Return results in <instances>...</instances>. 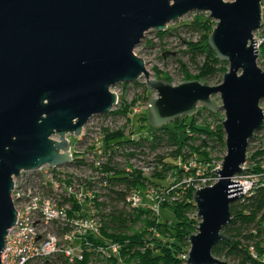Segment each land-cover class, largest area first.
Segmentation results:
<instances>
[{
  "label": "water",
  "instance_id": "water-1",
  "mask_svg": "<svg viewBox=\"0 0 264 264\" xmlns=\"http://www.w3.org/2000/svg\"><path fill=\"white\" fill-rule=\"evenodd\" d=\"M217 22L209 46L229 71L218 86L155 80L135 54L146 34L163 33L191 13ZM263 26L262 0H0V264L18 213L14 178L23 171L71 163L69 135L81 137L95 117L118 105L112 89L142 77L150 92L148 120L161 129L202 105L224 113L227 154L218 181L196 191L201 220L186 264H230L214 249L230 238L231 205L244 194L236 181L250 143L264 128V70L254 34ZM220 95L223 106L213 97ZM58 138V139H55Z\"/></svg>",
  "mask_w": 264,
  "mask_h": 264
},
{
  "label": "trees",
  "instance_id": "trees-1",
  "mask_svg": "<svg viewBox=\"0 0 264 264\" xmlns=\"http://www.w3.org/2000/svg\"><path fill=\"white\" fill-rule=\"evenodd\" d=\"M216 25L215 21L203 16H199L190 24L185 25L188 31L202 35L201 41L188 43V54L192 55L191 58L194 63H197L198 56H205L206 58L204 65L199 68V76L196 77L199 80L211 77L219 72L224 75L228 72L226 68V66H229L228 63L220 61L217 54L209 46V37ZM170 30L159 33V35L166 36ZM159 77L162 76L159 75ZM187 77L188 80L196 79L188 73ZM146 91H148L147 87ZM204 110L211 117L219 118L220 113L213 114L206 108ZM123 112L129 116L128 107ZM201 113L195 116L189 124L183 122V126H181V120H176L161 129H153L152 133L146 137L125 140L123 135L118 134L117 136L109 135V138L113 141L120 139L118 148L122 150L142 151L148 149L159 151L171 148L174 149L171 153L173 159L181 160L182 163L194 159L197 164V167L192 168L191 173L187 174L183 167L177 164H168L165 162L164 157L158 155L159 164L166 170V174L174 169L180 175L192 174L195 177L194 179L198 180L197 173L201 171L202 178H208L209 175L218 178L214 173L215 171H211L206 160L202 161L199 158H207L202 151L204 149L218 150L220 153L227 150L223 123L219 125L215 132L210 131L209 128H198L195 123ZM181 130L184 131V137L180 134ZM192 132L199 134V136L206 135L207 139L195 138V135L191 134ZM199 140V147L194 148V144L196 145ZM116 151L113 150L110 163L113 157L118 155V151ZM135 154L130 156L134 157ZM194 155L197 158H194ZM259 156L264 162V144ZM248 161L256 162V156H250ZM109 162L105 165L106 170H108ZM253 166L247 167L243 174L247 175L248 178L259 177L260 179L251 193L231 205L232 221L224 229V233L230 240L221 242L213 251L214 256L219 259L225 258L230 262H238L239 264H264V166ZM115 171V177L107 179L108 186L102 188V190L107 191L109 199L108 202L101 205L104 212L102 215L103 226L101 241L96 244L107 247L110 243H116L120 245L121 250L119 257L113 256L104 264H186V260L182 259L181 254L185 246H190L188 237L192 235L194 228V221L191 222L186 219V215L196 209L193 202L194 188L183 185L185 189L181 190L178 187L175 192L182 193V202L170 207L175 214L176 221L175 223L169 220L162 222L161 217H156L152 210L139 208L130 211L126 204L127 196L131 190H142L149 181H145L140 172L127 173L120 167ZM103 182H105V179H103ZM120 205H122L121 208ZM166 206L169 207L168 202L163 204L162 207ZM155 232L158 233V236L155 235ZM90 240L94 243L93 239ZM88 259L89 253L87 252V260L84 264L88 263ZM33 264L50 263L36 262ZM53 264L68 263L60 259Z\"/></svg>",
  "mask_w": 264,
  "mask_h": 264
},
{
  "label": "built area",
  "instance_id": "built-area-1",
  "mask_svg": "<svg viewBox=\"0 0 264 264\" xmlns=\"http://www.w3.org/2000/svg\"><path fill=\"white\" fill-rule=\"evenodd\" d=\"M254 39L260 59V49L264 47V9L263 26L254 34ZM139 112L137 106L134 114ZM91 123L92 120L83 128L79 139L87 137V127ZM119 152L122 151L117 154ZM71 156V163L67 166L55 168L46 165L36 171H23L18 178H14L12 200L18 216L16 226L9 231L2 264L50 263L60 259L68 264H84L87 252V264H104L113 256L119 257V244L110 243L102 247L96 243L101 241L103 226L101 205L109 199L107 191L102 188L108 186L107 179L115 177V170L122 165L116 162L117 155L109 162L112 157L110 151H71ZM196 167V162L191 159L184 169L190 172ZM122 169L127 173L133 172L129 167ZM202 175L199 171V179L192 180V185L188 186L195 191L202 189V183L208 181ZM239 177L236 181L243 186L244 196L251 193L258 181L249 179L240 182ZM176 190L177 187L167 192L133 189L127 196L126 204L130 211L150 209L156 217H161L163 204L171 198L172 202L179 200V195L172 197V192ZM144 197L148 202L144 201ZM155 235L158 236V233L155 232ZM184 258L187 261L188 258Z\"/></svg>",
  "mask_w": 264,
  "mask_h": 264
},
{
  "label": "rangeland",
  "instance_id": "rangeland-1",
  "mask_svg": "<svg viewBox=\"0 0 264 264\" xmlns=\"http://www.w3.org/2000/svg\"><path fill=\"white\" fill-rule=\"evenodd\" d=\"M225 2H234V0H224ZM262 7L264 9V0H262ZM199 16L209 17V13L199 14L197 12L191 13L184 18L180 19L178 22H173L168 25V29H171L169 34L166 36H160L159 32L156 30H152L146 34L145 38L141 42V44L136 48L135 54L143 59L147 65L148 71L152 74V78L155 80H165L172 83L174 86H179L185 81H199L204 85L208 86H218L223 83L224 74L219 72L216 75L211 77H207L203 80H199L196 77L199 76L200 70L206 61L205 56H198L197 63H194V60L191 58V54H188V43H197L201 41V36L198 33H193L188 31L185 28L186 24H190ZM217 24V22H216ZM258 66L264 70V47L260 49V59L258 61ZM229 71V66H226ZM187 73L192 77L196 78L193 80H188ZM162 76V77H159ZM168 79H167V78ZM147 80L142 77L138 82L132 84H118L113 89L112 92L118 95V105L113 109L110 115L95 117L92 120V123L87 127L88 135L82 140L74 137L68 136L69 141L72 144V151H122L119 152L116 156V162L122 165V168L129 167L132 171L140 172L145 178V181H149L147 186L142 189L145 190H156L160 191H170L173 187H178L182 190L185 189L183 185H192V180H194V176L190 175H180L174 169L166 174L163 166L159 164L157 156H161L165 158V162L171 165L177 164L180 167L185 166L191 159L182 163L181 160H175L171 157V153L174 149L165 148L159 151H150L148 149L142 151H135L131 149L122 150L118 148V140H110L109 135L117 136L118 134L123 135L125 140L128 139H137L140 137L149 136L153 129L148 120V110L150 107L149 101L151 96L157 97V93L146 91ZM148 89V88H147ZM213 102L218 107L223 106L220 95L213 97ZM139 107L140 112L136 115L134 114V109ZM129 108V116L124 114L123 110ZM261 107L264 109V101L261 103ZM205 107L200 105L199 111L197 113H201L200 117L197 119L195 123L198 128L201 129H210V131L215 132L219 125L222 124L225 120L224 113H220L219 118H214L209 115V113L204 110ZM181 117L177 121L181 120L180 125L183 126V122L189 124L192 119L195 117ZM188 118V119H185ZM223 119V120H222ZM222 121V122H221ZM185 124V123H184ZM190 131V130H188ZM184 131H180L181 136L184 137ZM195 135V138L198 139H207L206 135H200L191 133ZM256 139L252 140L250 143L248 155L256 156V162H247V167H255V165L264 166V162L261 160V149L264 144V131H260L256 134ZM121 139V140H124ZM200 140L197 141L196 145L194 144V148L199 147ZM135 151V152H133ZM207 158L200 160H206L209 165L211 171H217L221 168L224 158L227 154L226 151H222L221 153L217 150L204 149L202 150ZM123 153V154H122ZM136 153V154H135ZM135 154L136 156L131 157L130 155ZM196 155H194V158ZM197 158V157H196ZM194 160V159H192ZM256 163V164H254ZM261 163V164H260ZM191 173V172H186ZM207 179V183L203 182V188L212 186L217 183L218 178L209 175ZM251 181H259V177H250L247 175L241 174L239 177L240 182H244L246 180ZM192 181V182H191ZM182 183V184H181ZM181 186V187H180ZM195 191V190H194ZM196 192V191H195ZM194 192V193H195ZM175 194V195H174ZM179 195V200L177 202H172L168 200L169 207H162L161 209V221L164 222L166 220L175 223L176 218L173 210L170 208L176 203L182 202V193L178 194L176 192H172V197ZM144 201L148 202V199L144 197ZM196 206V205H195ZM122 205H120V208ZM186 219L188 221H194L193 223V233L192 235H196L199 233L198 229L201 220L198 219V209H194L193 212L186 215ZM139 228V226H137ZM136 227V228H137ZM137 228V229H138ZM191 250L190 246H185L184 251L181 254L182 259L184 257L188 258L189 252ZM229 262L230 264H239L238 262ZM55 261L50 262L53 264ZM103 264V263H101Z\"/></svg>",
  "mask_w": 264,
  "mask_h": 264
}]
</instances>
